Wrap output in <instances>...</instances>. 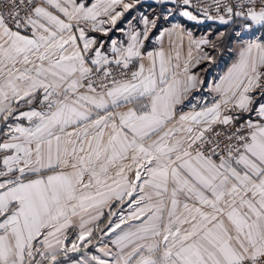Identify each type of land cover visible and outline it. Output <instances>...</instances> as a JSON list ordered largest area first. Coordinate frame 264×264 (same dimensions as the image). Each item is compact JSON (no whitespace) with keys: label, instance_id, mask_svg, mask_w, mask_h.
Wrapping results in <instances>:
<instances>
[{"label":"snow or ice","instance_id":"1","mask_svg":"<svg viewBox=\"0 0 264 264\" xmlns=\"http://www.w3.org/2000/svg\"><path fill=\"white\" fill-rule=\"evenodd\" d=\"M139 2L0 0V264H264V0Z\"/></svg>","mask_w":264,"mask_h":264},{"label":"crops","instance_id":"2","mask_svg":"<svg viewBox=\"0 0 264 264\" xmlns=\"http://www.w3.org/2000/svg\"><path fill=\"white\" fill-rule=\"evenodd\" d=\"M129 2H132V0H129ZM144 4H152V5L158 6V4L156 3V0H140V2L136 4V6L133 9H130L129 12L125 14V16L122 18V22H118L117 29L123 28L124 31L121 32L119 30H113V32L109 34L112 39L122 40L126 42L127 40L126 32L132 25H135L137 29L142 28V25L138 23V20L142 14L149 15V16L158 14L157 11L153 9H148L147 7L139 9V6L144 5ZM167 7L173 8L174 6L171 3H168ZM176 15L177 17H170L168 20H164L163 23L159 25L160 28L161 29L169 28L173 24H178V25L184 26L187 30L191 31L198 38L201 36H206L209 39L215 38L217 33L220 31L230 32V29H227L226 26L220 24L218 21H209V20H205L201 18H198V21H191V20H188L187 17H184L178 13ZM262 34L264 33L257 32L255 35L260 36ZM93 35L100 36L99 33H93ZM158 35L159 33L156 32L155 35L151 37V40L149 43V50H151L152 47L158 46V43H159L157 40ZM101 38L106 41L108 40L107 37H101ZM245 39H247V37ZM237 46H238L237 40L235 38H231L229 42L226 44V46L221 51L215 53L216 55L215 63L210 64L208 62H203L200 65L193 67L192 71L197 73L202 79H204L206 81V85L212 84L213 82L218 81L220 76H222L224 72L227 71V68L233 62ZM105 47H109V44L106 43ZM165 47H167V38H165ZM186 50H187V42L185 41V52ZM206 50L211 51V49H206ZM202 69H206V71H202ZM196 95L206 97L209 103H211L213 99V95L210 94L206 89L201 90L200 92L196 93ZM105 212L107 214V209L105 210ZM115 218L116 217H113L114 221H115ZM106 223H107V220L105 219L104 224ZM72 230L76 231V234L79 231L78 228L70 229L69 237L71 236L70 233ZM74 238L75 236L73 237V239ZM107 240L108 238H105V242H107ZM92 254H97L96 249L94 253ZM79 255H80L79 253H69L70 259L66 260L64 264H71V260L78 259Z\"/></svg>","mask_w":264,"mask_h":264},{"label":"built area","instance_id":"3","mask_svg":"<svg viewBox=\"0 0 264 264\" xmlns=\"http://www.w3.org/2000/svg\"><path fill=\"white\" fill-rule=\"evenodd\" d=\"M194 5H199L200 7L195 10V13L198 14V17L201 19L203 18V14L201 9L204 7H207L209 4H211V0H193ZM214 14V11H213ZM164 21V19H162Z\"/></svg>","mask_w":264,"mask_h":264},{"label":"trees","instance_id":"4","mask_svg":"<svg viewBox=\"0 0 264 264\" xmlns=\"http://www.w3.org/2000/svg\"><path fill=\"white\" fill-rule=\"evenodd\" d=\"M144 7H147L148 9H153V10L157 11L158 13H160L162 11V9H161L160 6H155V5H152V4H144V5H141V6H139V9H142ZM161 23H163V20L162 19L160 20L159 25Z\"/></svg>","mask_w":264,"mask_h":264},{"label":"rangeland","instance_id":"5","mask_svg":"<svg viewBox=\"0 0 264 264\" xmlns=\"http://www.w3.org/2000/svg\"><path fill=\"white\" fill-rule=\"evenodd\" d=\"M172 17H177V15H173ZM106 210V209H105ZM117 219V217L115 218V220ZM104 221H105V219H103V224H104ZM70 239H73V237L76 235V231H74V230H72L71 231V233H70ZM94 251H95V249L94 248H92L91 250H90V252H91V254L92 253H94Z\"/></svg>","mask_w":264,"mask_h":264}]
</instances>
